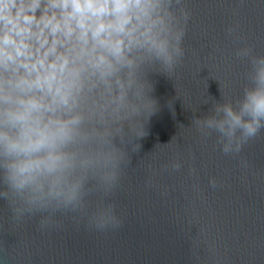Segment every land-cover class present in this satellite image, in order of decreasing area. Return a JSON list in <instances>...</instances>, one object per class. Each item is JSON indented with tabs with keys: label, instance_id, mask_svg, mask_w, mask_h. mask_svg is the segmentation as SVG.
Returning <instances> with one entry per match:
<instances>
[{
	"label": "water",
	"instance_id": "water-1",
	"mask_svg": "<svg viewBox=\"0 0 264 264\" xmlns=\"http://www.w3.org/2000/svg\"><path fill=\"white\" fill-rule=\"evenodd\" d=\"M184 3L191 16L175 73L144 65L142 99L130 93L138 111L122 119L89 118L83 107L89 139L79 150L91 163L74 173L79 206L41 230L47 212L17 222L0 198V264H264V129L225 155L192 124L213 98L242 96L250 64L236 51L264 55V0ZM111 215L118 228L89 224Z\"/></svg>",
	"mask_w": 264,
	"mask_h": 264
},
{
	"label": "clouds",
	"instance_id": "clouds-1",
	"mask_svg": "<svg viewBox=\"0 0 264 264\" xmlns=\"http://www.w3.org/2000/svg\"><path fill=\"white\" fill-rule=\"evenodd\" d=\"M190 16L184 0H0V198L15 221L47 212L39 221L44 230L57 224V211L79 206L74 173L91 163L79 150L89 139L83 107L102 120L138 111L130 93L142 99L141 68L158 64L166 76L175 73ZM236 56L250 64L242 96L222 93L192 120L203 137L215 135L225 155L240 153L264 129V55L245 46ZM89 224L115 229L121 220Z\"/></svg>",
	"mask_w": 264,
	"mask_h": 264
}]
</instances>
